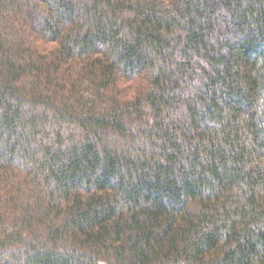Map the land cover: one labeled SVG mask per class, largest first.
<instances>
[{
  "label": "trees",
  "instance_id": "16d2710c",
  "mask_svg": "<svg viewBox=\"0 0 264 264\" xmlns=\"http://www.w3.org/2000/svg\"><path fill=\"white\" fill-rule=\"evenodd\" d=\"M0 264H264V0H0Z\"/></svg>",
  "mask_w": 264,
  "mask_h": 264
}]
</instances>
